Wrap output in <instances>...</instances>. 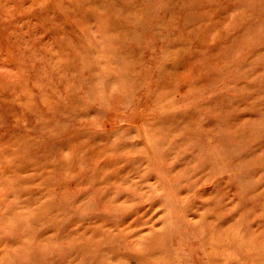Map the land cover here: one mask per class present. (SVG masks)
Masks as SVG:
<instances>
[{
  "label": "rangeland",
  "instance_id": "374dc122",
  "mask_svg": "<svg viewBox=\"0 0 264 264\" xmlns=\"http://www.w3.org/2000/svg\"><path fill=\"white\" fill-rule=\"evenodd\" d=\"M0 264H264V0H0Z\"/></svg>",
  "mask_w": 264,
  "mask_h": 264
},
{
  "label": "bare ground",
  "instance_id": "6f19581e",
  "mask_svg": "<svg viewBox=\"0 0 264 264\" xmlns=\"http://www.w3.org/2000/svg\"><path fill=\"white\" fill-rule=\"evenodd\" d=\"M125 4V3H124ZM103 6V5H102ZM83 42V41H82Z\"/></svg>",
  "mask_w": 264,
  "mask_h": 264
}]
</instances>
